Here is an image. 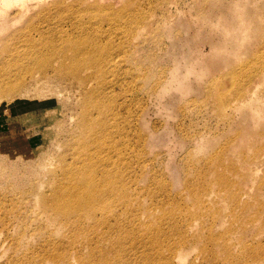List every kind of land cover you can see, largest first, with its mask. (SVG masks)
Segmentation results:
<instances>
[{"label": "rangeland", "instance_id": "rangeland-1", "mask_svg": "<svg viewBox=\"0 0 264 264\" xmlns=\"http://www.w3.org/2000/svg\"><path fill=\"white\" fill-rule=\"evenodd\" d=\"M232 1L0 0V88L18 87L0 97V193L45 181L48 170L69 182L58 165L71 162L72 152L91 158L94 167L110 156L123 191L115 186L109 205L132 191L136 199L120 215L118 230L108 227L111 219L89 227L87 240L78 238L77 244H91L93 257L99 260L103 253L96 248L107 250L112 242L115 248H131L128 252L154 248L153 255L163 248L161 256L174 245L181 248L173 253L174 264H257L247 255L232 254L240 262L228 261L222 245L206 241L208 233L192 238L213 223L210 231L217 240L228 222L201 216L189 187L202 193L206 186L198 184L193 168L222 150L238 160L236 172L216 160L206 169L207 177L214 176L211 170L233 172L236 185L247 172L243 158L264 161V107L250 105L256 98L264 102V0H235L240 7L248 2L246 11L232 8ZM234 10L249 34L237 27ZM233 28L245 36L239 32L236 37ZM92 53L102 56L104 76L85 59ZM248 80L249 89H243L248 99L236 100V90ZM81 81L88 84L81 87ZM181 81L186 90L178 86ZM83 136L85 148H69ZM259 163L241 185L264 200V189L251 187L264 175V163ZM102 175L95 173L99 179ZM248 207V213L253 211ZM138 208L139 224L153 227L147 235L133 219ZM195 208L197 215H190ZM171 211H181L183 218L169 216ZM248 213H240L239 220ZM182 230L189 236L175 240ZM254 233L250 227L238 235L248 240ZM130 259L158 264L152 256Z\"/></svg>", "mask_w": 264, "mask_h": 264}, {"label": "bare ground", "instance_id": "bare-ground-1", "mask_svg": "<svg viewBox=\"0 0 264 264\" xmlns=\"http://www.w3.org/2000/svg\"><path fill=\"white\" fill-rule=\"evenodd\" d=\"M246 1L249 2V0ZM232 2L235 3L232 4V8L237 9L239 7L240 9L242 7V5L241 7L237 5L235 0ZM247 3L245 4L246 6H248ZM245 5L243 3L244 10ZM239 11L243 14L242 9ZM236 13L238 15H235V18L239 20L238 17L240 16L238 11ZM242 21L246 23L244 18ZM238 23H240V26L238 25L237 27L243 30L245 28L244 32L249 34L247 31L248 26L246 28L245 23H243L244 28H242L241 21ZM233 30L234 32L236 31L234 28ZM239 32L237 30L234 33L236 37ZM240 33L243 34V31L241 30ZM243 36L245 35L243 34ZM236 37L232 40H236ZM229 41L231 42V40ZM233 44L235 45V41H233ZM233 44L232 46H234ZM76 48L80 50L82 47L77 46ZM231 48L234 53L235 46ZM94 57V53L87 54L85 59L96 66L99 76H102V74L104 76L105 69L102 67V56L99 59ZM87 84L88 81H81L80 85L84 87ZM177 84L180 88L184 87L181 85L183 84L182 81L181 83L177 82ZM250 84L251 80H248L245 87L236 90V95L239 98L235 97L236 100L248 99V90L243 91V89H249ZM17 88L15 84L0 88V97L4 95L11 96ZM184 88L186 90V87ZM89 94L87 93L85 95L86 101L90 99ZM98 103L100 104L101 102L98 101ZM250 105L262 108L264 107V102L256 98L250 102ZM86 123L87 120L83 116L80 125L84 127ZM197 139L199 142H203V137L200 138L198 136ZM77 146L85 148L86 136L80 137L79 143L72 144L69 148ZM72 153L73 160L71 162L64 165L60 163L58 165L62 173L66 172V178L69 182L63 181L61 175L55 170H48V177L45 181L34 182L22 190L12 189L9 193H0V264H94V260H97L99 264H132L131 262L134 260L130 258L136 259L138 256L143 261H147V258L152 256L158 264H174L173 253L177 249H174V245V248H164L167 254L161 256L160 251L163 248H157L156 255H153L152 251L154 248H146L140 252H128L131 248H115V244L111 242L112 248H108L107 250L96 248V250L103 253L98 260L91 255L90 248L92 246L89 242L85 241V243L80 242L77 244L79 242L78 238L82 240L88 239L89 227H100L101 224L106 221L110 222L111 219L114 220V223L108 224V227L114 231L118 230L116 224L122 221L120 215L126 211V207L132 201L134 203L136 196H132L135 194L133 191L124 193L121 195V199L116 200L117 203L113 201V204L109 205V195H114L115 186L119 191H123L122 188H119L118 177L115 173L113 174V166L116 164L112 157H102L101 160H98L99 164L97 163L94 167V162L91 158L81 156L77 152ZM115 155H118V152H115ZM216 160L226 161L229 167L224 169H230L236 172V163L238 160L234 157L226 156L222 150H219L198 166L193 164L195 166L193 168L194 173L199 180L198 184L202 188L206 186L204 188L205 191L197 193L198 187L193 185L189 187V190H191L192 200L197 205L196 208L201 211V216L206 217L205 220L210 218L220 224L221 220L226 217L228 222L223 228V231L218 232L217 240L211 235L212 232L210 231L213 223L208 227L206 225L202 226L201 229H198L197 232L192 234V238L199 239L203 234L208 233L206 235V241L219 247L222 245L220 249L226 255L228 261L240 262V258L233 257L232 254L236 256L247 255L252 257L253 262L264 264V245H262L264 244V200L257 196L255 197L249 190H244V186L241 185L260 169L259 162L264 163V161L261 159L258 160L255 156H252L249 160L243 158V163L241 164L242 166L246 164L247 172L234 185L233 172L225 173L216 170L212 172L211 170L208 173H214V176L212 178L207 177L206 169L211 167V163L215 166ZM48 163H51V161L48 160ZM44 168L46 167L44 166ZM97 170L103 174L102 179L96 178L95 173ZM92 174H94V177ZM130 175L129 182H131L132 187L133 180L136 179V171L133 169ZM251 187L264 189V175ZM248 206L253 207V211L250 213H248ZM196 208L195 210H189L188 213L190 215H197ZM240 213H248L246 214L245 220H239ZM169 216L183 218L181 211H171ZM140 217V210L137 212L135 209L133 219L137 221L139 232L147 235L153 227L139 224L141 222ZM93 220L94 223H92ZM192 226L193 223H190L188 231H191ZM250 227L255 232L251 239L247 240L238 235L240 231L245 232ZM102 233L103 230L99 231V233H96V237H100ZM185 236H189V234L185 230H182V237L180 239L177 237L175 240L182 242ZM81 245L83 248H81ZM138 246L140 245L138 244ZM85 248L88 249L87 253L82 254ZM235 248L238 249L235 250ZM212 251L216 255L213 248ZM125 253L126 258H124ZM196 258L193 259L195 263ZM212 260L213 254L211 253L210 262ZM192 264L194 263L192 262Z\"/></svg>", "mask_w": 264, "mask_h": 264}]
</instances>
